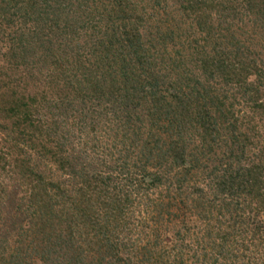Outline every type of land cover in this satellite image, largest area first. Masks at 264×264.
I'll use <instances>...</instances> for the list:
<instances>
[{
    "label": "trees",
    "instance_id": "1",
    "mask_svg": "<svg viewBox=\"0 0 264 264\" xmlns=\"http://www.w3.org/2000/svg\"><path fill=\"white\" fill-rule=\"evenodd\" d=\"M162 2L0 0V264H264V0Z\"/></svg>",
    "mask_w": 264,
    "mask_h": 264
},
{
    "label": "rangeland",
    "instance_id": "2",
    "mask_svg": "<svg viewBox=\"0 0 264 264\" xmlns=\"http://www.w3.org/2000/svg\"><path fill=\"white\" fill-rule=\"evenodd\" d=\"M137 1L143 2L144 0H137ZM168 2H169V0H164V2H162V4L159 7H157V10H158L157 12H150L149 13V18H148L149 20L144 24V26L145 25L152 26L154 24V22L157 19H159L160 15H158V14L160 12H163L165 14V12L167 10V6L169 5ZM244 14L245 13L243 12L242 15H244ZM16 21H17L16 27H14V29H12V30L13 31H15V30L21 31L22 28L20 26V22H19V20H16ZM250 23H252V21L247 22L248 25H250ZM253 25H254V22L252 23V26ZM195 26H196V23H195ZM197 28L198 27L196 26V28L193 27V29L191 31H188L187 33H185V32L180 33V35H178V37H180L182 39H179L178 38L173 44L171 43L170 45L171 46H178L179 47V45L181 43H183V42H185V41H187L189 39L198 38L200 32L198 31ZM262 56H264V55H262ZM194 73H195L194 76H198V78H200V82H202V81L205 82V80L203 79V76L201 75L200 72L194 71ZM27 74H28V70L26 69V67H22V68L16 69V71L11 72L10 77H11V79L13 78V80H15L16 78L26 77ZM31 80L32 79L29 78V80L26 81L25 84L26 85L29 84V86H26V90L30 92L28 94L34 95V94L37 93V88H35L33 86V83H32ZM208 87L217 90V91H214V93L212 95L213 98H220L223 101L226 100V104L231 103L232 102V99H235V92H236L235 87L232 86L230 88V87L226 86L225 81H223L222 79H219L218 80V83L216 84V86H214V82H213V84L211 83V85L208 86ZM253 103H254V101H253ZM236 104H238V106H241V107H238L236 109L237 112H238V117H240V118L236 122H234L233 124H235V126H237V128H239V127L242 126V123L245 121V118L248 115V112L249 111L245 109V106H246L245 104H247L246 101L244 103L236 102ZM247 118H249L250 120H254V125L256 126V128H258V131L261 134V138H263V134H264V124H263L262 120L258 116H254V115H253V117L250 115ZM223 126L224 125H222V127L219 129V131L216 129L217 131L215 133L216 143H215L213 149H216V147L219 149L217 151V154H222V152H224V150H225L224 148H225L226 141L229 140V136H230V133L228 132L227 127L224 129ZM242 133L246 134V138L245 139H249L250 133H247V131H245V130L244 131L242 130ZM197 141H198V139H197ZM198 143H199V141H198ZM217 163H218L217 161H212L211 159H209L208 161H206V164L205 165L210 170L211 169L212 170H215ZM198 174H199V177H200V173L199 172H198ZM15 176H16V174L13 173L12 180H16ZM6 178H8V177H6ZM118 179H120V178H118ZM8 180L10 181L11 179L8 178ZM12 180L10 182L9 181H6L7 186H9V185L12 184ZM201 186L207 187V185H205V183H203V182H202V185ZM137 207H138V205L137 204H134V207H133L134 213H137V210H138ZM144 222L145 221L143 219H140L137 216L136 217L134 216L133 219H132V224H131V228H130L132 230V232L127 231L124 234L123 237H127V239H129V241L131 240V241L135 242L136 245H140V246L148 245V242H150L149 235L151 234V232H150L149 226L146 225ZM145 226H147V228H146V230L144 232L143 231V228ZM17 228L18 229H16V230L20 233L21 232V229H20L21 227L18 226ZM165 241H167V243L169 242V243L172 244V243H174L175 238L173 236H168V238H166ZM166 247H167V245H166ZM11 254H12V252H9L8 255H7L8 256V262L13 263V258L10 257ZM251 259H253V256L251 257ZM8 262L5 261V263H8ZM251 262L252 261H250V263ZM234 264H237V263H234Z\"/></svg>",
    "mask_w": 264,
    "mask_h": 264
}]
</instances>
